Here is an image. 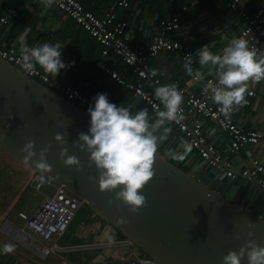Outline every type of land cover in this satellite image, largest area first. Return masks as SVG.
<instances>
[{"label":"water","instance_id":"1","mask_svg":"<svg viewBox=\"0 0 264 264\" xmlns=\"http://www.w3.org/2000/svg\"><path fill=\"white\" fill-rule=\"evenodd\" d=\"M88 122L86 109L0 58V152L40 174L31 163L37 157L25 164L20 149L27 140L34 142L37 154L48 145L45 158L51 170L45 176L87 201L88 209L123 238L58 250L122 245L138 248L154 264H224L227 251H238L246 240L264 246V189L241 177L242 182L232 185L214 176L206 161L184 171L157 150L154 174L139 189L146 199L136 209L114 197L118 189L99 190L95 165L73 145L78 132H87ZM56 133L64 144L54 140ZM61 147L78 158L79 169L62 163ZM118 218L127 222L118 223ZM240 264H247L246 255Z\"/></svg>","mask_w":264,"mask_h":264},{"label":"crops","instance_id":"2","mask_svg":"<svg viewBox=\"0 0 264 264\" xmlns=\"http://www.w3.org/2000/svg\"><path fill=\"white\" fill-rule=\"evenodd\" d=\"M79 1L87 10L97 16H103L108 8L120 0ZM125 1L129 3V7H117L116 17L117 20L127 22V33L133 48H140L151 40L156 31V24L160 20L178 17L179 26L170 34L172 39L180 41L194 51L201 45L208 44L213 52H218L244 27L245 22L241 13L252 14L262 0H245L242 5L240 0L237 11L230 10L226 0ZM47 4L48 0H0V13L11 8L17 11V16L7 26H0L1 43L20 51L21 46L24 45L35 46L45 41L59 42L61 46L64 45L62 60L66 64L69 61L74 63L67 69H61L57 76L48 73L57 83L78 89L86 96H92L98 92L107 93L111 88H123L99 70L101 57L100 46L97 42L65 14L52 5L46 6ZM260 42L264 45V29L260 35ZM107 62L111 68L120 72H125L127 69L115 56L110 55ZM149 65L160 83L175 81L179 89L186 88L190 91H197L203 83V81L192 82L185 74L179 60L172 54L162 52L158 57L152 58ZM37 68L43 70L38 65ZM196 70L203 71L205 75L213 73L208 66L201 68L198 62H196ZM128 76L129 79H132L130 73ZM247 83L248 89L254 90L256 96L252 99L250 107L238 108L234 111L233 120L237 126L245 130L261 132L264 136V79L250 80ZM123 89L128 99L125 107H128L130 111L134 113L146 105L138 97L125 88ZM149 116L150 121L156 119L150 113ZM201 123L207 141L215 145L222 157L231 163L236 172L249 166L252 160H259L264 164V139L256 145H245L239 151L233 152L228 147L227 136L222 134L213 122L203 119ZM170 132V136H166L158 148L168 155L169 147L176 148L181 139L187 141L172 124ZM5 156L0 152V169L5 164ZM179 161L190 168L202 162L192 147L184 159ZM30 175L31 172H0V246L4 242L15 244L13 252L0 254V264H60L63 259L75 262L70 258L71 256L80 260L77 264H94L105 261H127L143 256L138 248L122 245L74 251L59 250L58 253L49 254L43 258L38 256L25 244L24 240L18 238L20 240L18 241L13 230L8 234L6 233L8 229L5 228L6 221L14 226H21L22 222L17 216L18 212L30 214L34 211L27 207L29 191L34 192L29 183ZM218 177L229 181L232 185L242 182L239 177L232 180L224 176ZM76 236V241L73 243L61 245L57 243V245L70 247L113 243L122 240L119 239L118 233L113 228L94 214L90 215L88 222L78 225Z\"/></svg>","mask_w":264,"mask_h":264},{"label":"built area","instance_id":"3","mask_svg":"<svg viewBox=\"0 0 264 264\" xmlns=\"http://www.w3.org/2000/svg\"><path fill=\"white\" fill-rule=\"evenodd\" d=\"M226 1L230 10H239L240 0ZM51 5L70 18L100 46L99 70L115 84L138 97L146 104L149 111L157 116L163 105L153 93L154 88L160 84V80L151 70L149 61L158 57L162 52L176 57L192 82L203 81V83L197 91L180 88L183 92L182 118L170 123L192 145V149L196 151L201 161L207 162V166L216 174V177L224 176L230 180L236 177L252 179L256 181L260 188L264 189V164L259 160H252L249 166L236 172L231 163L222 157L215 145L207 141L201 123L203 119L213 122L217 129L227 136L228 147L233 152L239 151L245 145L258 144L264 139L261 132L245 130L237 126L233 120L234 111L238 108L250 107L256 93L254 90L248 89L251 94H245L246 103L234 107L228 115L221 113L219 105L213 102L206 88L207 81L215 79L214 71L211 75H204V79H197L195 76L197 62L195 51L170 37V34L178 29V17L160 20L156 24V31L151 40L140 48H133L130 36L127 33V22L117 20L116 17V8H128L129 3L127 1L120 0L114 3L112 7L104 12L103 16H97L92 11L87 10L79 0H52ZM16 16L17 11L12 8L0 13V26H7ZM241 16L245 25L239 30L236 37L246 35L250 46L264 49V45L260 42V35L264 29V0L260 2L252 14L241 13ZM129 53L134 55L135 59ZM186 53H193L194 55L192 61L193 73L191 74L184 67V55ZM110 55L120 60L123 66L127 68L125 72L110 67L107 62ZM0 58L83 109L91 103V100L81 91L57 83L48 73L39 68H36L35 71H25L21 67L19 50L3 47L0 43ZM128 73L131 74L132 79H129ZM154 104L156 107H153ZM39 176L40 174L31 172L29 183L33 191L42 197L40 204L30 214L18 212L17 216L22 222L21 226H14L6 221L5 228L8 229L6 232L8 234L13 230L17 239L24 240L29 248L43 258L49 254L59 252L57 242L64 237L76 213L81 208L87 207V201L71 195L62 185L55 184L47 176H45V181L41 183ZM18 241L20 240L18 239ZM45 241H51L52 243L48 245ZM60 264L77 263L63 259ZM94 264H154V262L143 255L138 259L105 261Z\"/></svg>","mask_w":264,"mask_h":264},{"label":"clouds","instance_id":"4","mask_svg":"<svg viewBox=\"0 0 264 264\" xmlns=\"http://www.w3.org/2000/svg\"><path fill=\"white\" fill-rule=\"evenodd\" d=\"M244 2L241 0V5ZM51 3L52 0H48L46 6ZM63 46L59 42L47 41L35 46H21V67L25 71H35L38 65L43 71L57 76L61 69H67L74 63L69 61L66 64L62 60ZM195 58L201 68L208 66L210 71H214L215 79L208 80L206 88L213 102L219 105L221 113L225 115L230 114L234 107L246 103L245 94H251L248 92V81L264 79V49L250 46L246 35L233 37L218 52H213L208 44H203L195 50ZM193 59V53L184 55V67L189 74L193 73ZM204 75L201 70L195 71L197 79H204ZM153 94L163 108L159 109L158 117L150 121L147 107L133 113L128 107L110 102L107 93L98 92L86 109L89 116L87 132H78L73 141L74 146L78 145L88 153L89 162L95 165L98 189H118L114 191V197L133 209L146 199V193L139 189L154 174L157 150L171 130L170 122L182 118L183 92L177 82L160 83L154 88ZM53 138L60 144L65 142L61 133H56ZM48 147L45 145L37 154L34 142L27 140L20 149L25 164L34 156L37 157L31 159V163L40 173L41 183L51 170L45 158ZM191 147L189 142L181 139L176 148L169 147L167 151L171 159L179 161L184 159ZM67 152L65 147L59 150L62 163L65 166L75 165L79 169L78 158ZM117 222L126 223L127 218H118ZM247 235L251 236L252 233L248 232ZM14 249L15 244L4 242L0 246V254L11 253ZM245 255L247 264H264V246L257 245L254 240H246L238 251L228 250L222 260L224 264H240L241 257Z\"/></svg>","mask_w":264,"mask_h":264},{"label":"rangeland","instance_id":"5","mask_svg":"<svg viewBox=\"0 0 264 264\" xmlns=\"http://www.w3.org/2000/svg\"><path fill=\"white\" fill-rule=\"evenodd\" d=\"M5 164L4 166H6L5 168L1 167L2 169H0V172H30L27 169H25L24 167H22L20 164H17V162L13 161L12 159H9L5 156ZM4 159V158H3ZM211 173L216 176V174L211 170ZM42 200V197L36 193V192H30L29 191V197H28V202H27V207L28 209L31 210H35L37 208V206L40 204ZM92 214V212L88 209V207L86 208H81L75 215L73 221L71 222V224L69 225L64 237L62 239H60L57 243L58 244H64V243H73L74 241H76V233L78 230V225L81 224L82 222H88L89 221V217ZM20 223V222H18ZM46 244H51V241H45ZM73 261L80 262V260L74 258V257H70Z\"/></svg>","mask_w":264,"mask_h":264},{"label":"trees","instance_id":"6","mask_svg":"<svg viewBox=\"0 0 264 264\" xmlns=\"http://www.w3.org/2000/svg\"><path fill=\"white\" fill-rule=\"evenodd\" d=\"M84 8H85V7H84ZM0 43H1V41H0ZM1 45H2L3 47H7L4 43H1ZM122 66H123V65H122ZM95 95H96V94H95ZM95 95H92V96H88V95H87V97H88V99H90V100L92 101V98H93ZM107 96H108V99H109L110 102H113V103H116V104H120V105H122V106H125V105H126V101L128 100V99L126 98V97H127V96H126V92H125V90H124L123 88H121V89H116V88H115V89H112V88H111V89L108 90V92H107ZM143 107H146V105H143ZM85 109H87V108H85ZM149 113H150L151 116H154V118H157V117H158L157 115L152 114L150 111H149ZM149 117H150V116H149ZM149 120H150V118H149ZM151 120H152V118H151ZM170 134H171V132H169V133L167 134V137H169ZM158 151H159L160 153H162V154L167 158V160H169L171 163L177 165V166L180 167L182 170H184V171H189V170L191 169L189 166H185V165H183L182 162L171 159V157H170L168 154H166L165 152H163L161 149H158ZM92 214H93V213H92ZM101 221H102V220H101ZM102 222H103V221H102ZM118 236H119V239H122V240H123L121 234L118 233Z\"/></svg>","mask_w":264,"mask_h":264}]
</instances>
